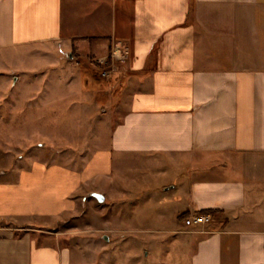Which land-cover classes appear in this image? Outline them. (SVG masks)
I'll use <instances>...</instances> for the list:
<instances>
[{
    "label": "crops",
    "instance_id": "crops-1",
    "mask_svg": "<svg viewBox=\"0 0 264 264\" xmlns=\"http://www.w3.org/2000/svg\"><path fill=\"white\" fill-rule=\"evenodd\" d=\"M62 6L0 0V52L63 45ZM109 12L129 62L96 106L115 103L119 119L99 117L80 163L0 152V264H73L69 249L38 247L32 225L71 213L124 157L168 159L172 214L216 211L203 227L176 221L189 264H264V0H111ZM63 55H48L49 73H68ZM49 90L35 108L59 100Z\"/></svg>",
    "mask_w": 264,
    "mask_h": 264
},
{
    "label": "rangeland",
    "instance_id": "rangeland-1",
    "mask_svg": "<svg viewBox=\"0 0 264 264\" xmlns=\"http://www.w3.org/2000/svg\"><path fill=\"white\" fill-rule=\"evenodd\" d=\"M110 2L63 0L64 41L51 52L64 53L67 74L49 73L50 51L0 52V152L47 163H80L97 146L93 139L99 117L109 112L114 127L119 119L115 103L96 106V101L99 96L110 99L106 81L124 71L129 54L127 49L115 52L108 40ZM64 43L72 48L60 50L67 47ZM47 89L49 97L59 100L35 108ZM34 93L36 102L30 96ZM99 126L105 129L103 123ZM114 166L99 189L76 195L71 213L32 225L38 247L69 249L73 264H189L190 249L174 231L188 214H172L175 194L164 191L175 180L168 173V159L124 157ZM92 193L102 195L104 202Z\"/></svg>",
    "mask_w": 264,
    "mask_h": 264
},
{
    "label": "built area",
    "instance_id": "built-area-1",
    "mask_svg": "<svg viewBox=\"0 0 264 264\" xmlns=\"http://www.w3.org/2000/svg\"><path fill=\"white\" fill-rule=\"evenodd\" d=\"M211 219L212 217L209 214H203V215L194 214L184 219L183 223L185 227L188 228H199L210 224Z\"/></svg>",
    "mask_w": 264,
    "mask_h": 264
},
{
    "label": "water",
    "instance_id": "water-1",
    "mask_svg": "<svg viewBox=\"0 0 264 264\" xmlns=\"http://www.w3.org/2000/svg\"><path fill=\"white\" fill-rule=\"evenodd\" d=\"M92 196L96 198L99 202H104V197L98 193H93ZM105 240H108L107 237H104Z\"/></svg>",
    "mask_w": 264,
    "mask_h": 264
},
{
    "label": "trees",
    "instance_id": "trees-1",
    "mask_svg": "<svg viewBox=\"0 0 264 264\" xmlns=\"http://www.w3.org/2000/svg\"><path fill=\"white\" fill-rule=\"evenodd\" d=\"M214 214L216 211L208 210V211H199L197 214L198 215H203V214ZM186 216V215H185ZM188 216V215H187Z\"/></svg>",
    "mask_w": 264,
    "mask_h": 264
}]
</instances>
